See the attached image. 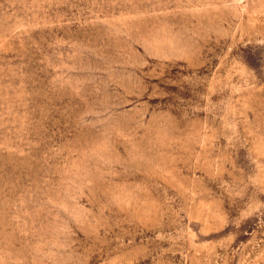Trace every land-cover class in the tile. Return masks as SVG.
Segmentation results:
<instances>
[{
  "label": "rangeland",
  "instance_id": "obj_1",
  "mask_svg": "<svg viewBox=\"0 0 264 264\" xmlns=\"http://www.w3.org/2000/svg\"><path fill=\"white\" fill-rule=\"evenodd\" d=\"M0 264H264V0H0Z\"/></svg>",
  "mask_w": 264,
  "mask_h": 264
}]
</instances>
